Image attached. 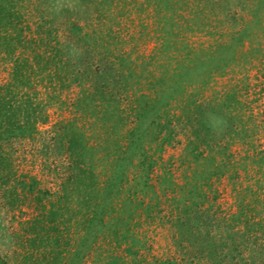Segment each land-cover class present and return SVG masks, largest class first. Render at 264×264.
<instances>
[{
	"label": "rangeland",
	"instance_id": "obj_1",
	"mask_svg": "<svg viewBox=\"0 0 264 264\" xmlns=\"http://www.w3.org/2000/svg\"><path fill=\"white\" fill-rule=\"evenodd\" d=\"M7 1L36 118L0 141V264H264V0Z\"/></svg>",
	"mask_w": 264,
	"mask_h": 264
},
{
	"label": "trees",
	"instance_id": "obj_2",
	"mask_svg": "<svg viewBox=\"0 0 264 264\" xmlns=\"http://www.w3.org/2000/svg\"><path fill=\"white\" fill-rule=\"evenodd\" d=\"M1 1H3V3H2L3 6L0 7V10L1 11L5 10V12H4L5 15H3V16L1 15V17H0V40L2 39V40H5V42H10L11 43L14 40H16V38L12 34H8V32L11 29H19L18 27H19V25H21V22L18 19V16L20 15V13L17 12L16 6L15 7H10L11 9L8 7L9 5L13 6L14 3H10L7 0H1ZM5 1L9 2L10 4L7 5V2H5ZM96 6H98V5H96ZM97 10L99 11V9H97ZM11 17L12 18H16L18 20L16 22H14L11 19ZM8 25H9V27H8ZM171 25H172L171 29H174V26H175L174 23H171ZM174 31L175 30H173V32ZM177 32H178V30H177ZM18 34L22 35L21 39H23L22 37H23L24 33L23 34L18 33ZM24 40L27 41V37L24 36ZM20 41H22V40H20ZM183 42H184V40H183ZM185 44H187V43H185ZM12 50H13V52L11 51V53L15 57V60H17V61H15L16 63L19 60H21V59H22V61H23V59H25L27 61H31V60H29L30 58L29 59L28 58H21L20 55H16L15 54L16 53L15 49H12ZM205 64L207 66H210L209 64H211V63L208 62V63H205ZM179 66H181V65H179ZM23 69H24V74H25V67ZM23 69L21 68V71H23ZM189 71L191 72L192 70H190L189 67L185 66L184 71L181 72L180 75H183L184 73H187V72L189 73ZM210 72H208V74ZM22 74L23 73H21L20 74L21 76H20L19 73H17V76L18 77L19 76L22 77ZM204 75H205V73L203 74V77H204ZM184 76H188V75H184ZM201 77H202V75H201ZM19 82H21L19 85L22 84L24 86H27V85L31 84V82L25 76L20 78ZM14 85H13V87H11L9 85L8 86L0 85V141H4V140L10 141L12 138L25 136V135L29 134L31 131H33V129H34V124L33 123H34V118H36V116H35L36 115L35 103L31 102V99L28 96H26V98L20 97V99H21V102H20V100L17 99V97H16V95H18V94L16 93V91H17L16 89L17 88H15V86H17V85H15V86ZM7 92L9 93V96H8ZM13 94H15V96ZM11 95H12V97H11ZM11 98H12V100H11ZM144 98H147L146 100H144V103H148L149 104L150 103L149 102L150 96L149 95H145ZM153 105H155V104H153ZM146 106H149V105H146ZM146 106L144 107V110L150 108V107L146 108ZM135 108L136 107L132 108V112L130 113V116L133 115V112H134L133 110ZM112 110H115V108L112 107ZM136 113H137V111L135 112V114ZM135 114H134V116H137ZM126 136H127V139H128L129 142H128V145L124 147V149H125L124 153H127L129 151V155L127 157L126 154H125V157H123V160L124 161L126 160V161H125V163H123V168L121 169L120 175H117L116 178H114V179L112 178L113 180H115V182L113 181L111 183V187H110L111 189L116 187V189L118 190L119 184L120 185L124 184V182L122 180L123 176H126L128 174L127 171H126L127 170L126 168H128L130 166H133V165H135L137 167V165L138 166L139 165H143L141 163L145 162L144 159L146 158V156L144 155V153L141 152V150H144L143 144L141 142V140L143 141L144 136L142 137V139H141V137H137L136 139H132V136H133V132L132 131H130V133H127ZM129 146H130V148H128ZM222 148H223L224 154H226L228 159L231 158L229 160V161H231L233 159V156H235V153H234L233 149L231 147L227 146V145L226 146L223 145ZM227 149L229 151H227ZM137 151H138V153H136ZM136 158L138 159L137 164H136V160H135ZM260 161L262 162L261 164H263L264 163V157L260 158ZM126 164H127V167H126ZM3 166H4V161H2V158L0 157V187H3V185H7L8 178H9L8 172L6 171V173H5V171L2 170ZM136 173L138 174V171ZM118 178H119V180H118ZM116 189H115V192H116ZM111 191L112 190H110L108 194H111L112 193ZM118 193H120V190H118ZM245 205L246 204H244V203L241 204L239 212H240L241 216L244 215L246 217V219L245 218L244 219H245V224L247 226L251 222L250 221L251 217H249V213L246 210L247 206H245ZM98 219L100 220V221H98L100 224L104 223L102 221L103 217H99ZM248 229H250V227H248ZM76 257L77 258L79 257L78 259H81V260L84 258L83 255H80V256L76 255Z\"/></svg>",
	"mask_w": 264,
	"mask_h": 264
}]
</instances>
